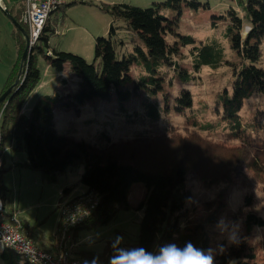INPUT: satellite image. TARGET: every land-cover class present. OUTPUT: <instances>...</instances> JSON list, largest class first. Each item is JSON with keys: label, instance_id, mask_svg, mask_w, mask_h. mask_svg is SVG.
I'll list each match as a JSON object with an SVG mask.
<instances>
[{"label": "trees", "instance_id": "obj_1", "mask_svg": "<svg viewBox=\"0 0 264 264\" xmlns=\"http://www.w3.org/2000/svg\"><path fill=\"white\" fill-rule=\"evenodd\" d=\"M228 1L236 7H230L212 19L214 24L228 22L226 37L230 39L241 63L232 65V88L222 91L216 98L218 109L214 110V114L219 119L215 122L203 124L197 114L187 116L186 130L193 132L184 136L178 127L169 124L159 126L162 110L150 103L146 110L152 121L151 126L157 130L164 128L162 134L141 136L129 141H117L105 135V141L90 144L77 142L57 131L54 108L62 103L60 95L40 96L30 115L23 113L28 99L42 80L37 65L39 55H44L56 72L63 73L65 65H69L70 70L81 78V90L73 96L76 104L83 105L92 100L107 101L114 93L123 111L134 92L127 88L133 84L130 75L133 67L140 70L134 90L145 91L150 96L164 90L166 75L172 68L179 72L181 80L191 77L174 62V57L181 53L175 45L168 43V36L181 40L183 47L191 48L195 72L206 67L218 70L226 63L224 51L219 45H199L192 36L179 33L177 19L171 20L161 13L162 7L176 11L180 16L183 7L209 11V2L166 0L148 9L113 5L106 10L115 20L124 22L127 29L112 28L107 37H99L93 63L74 53L50 52V37L56 33L50 18L25 65L20 86L0 106V150L4 151L5 141L10 138L12 151L26 154L22 167L41 172L51 184L57 182L59 175L82 164L84 174L81 184L87 193L101 198L99 208L85 223L89 225L87 228L107 225L119 210L131 209L127 203L128 195L134 185L142 184L147 194L137 208L143 212V218L135 248L156 252L164 244L183 246L191 241L206 250L207 232L204 225L188 219L190 195L180 182V175L192 169L206 183H226L233 169L243 162L255 175L264 177V0ZM24 9L23 3L14 17L21 25ZM247 27L250 30L245 34ZM124 34L135 38L132 50L126 53ZM14 38L19 59L0 97L15 84L26 48L25 37L20 31L17 30ZM255 96L263 99L249 116L243 110ZM175 104V109L181 113L193 110L194 100L190 90L183 89ZM216 136L235 141L239 147L230 149L215 141ZM218 165L222 169L221 174L211 178L205 176ZM0 189L3 191L1 182ZM252 206V198H248L247 207L250 209ZM238 219L243 221L246 239L242 238L238 246H229L226 252L218 254L216 264H259V248L252 242L251 236L256 229L264 230V218L249 211L240 214ZM112 254L109 245L99 258L109 263ZM0 260L3 264H30L8 249L0 251Z\"/></svg>", "mask_w": 264, "mask_h": 264}, {"label": "rangeland", "instance_id": "obj_2", "mask_svg": "<svg viewBox=\"0 0 264 264\" xmlns=\"http://www.w3.org/2000/svg\"><path fill=\"white\" fill-rule=\"evenodd\" d=\"M166 0H67L59 11L51 17V24L55 26L56 33L50 37V50L74 53L83 57L88 63H93L96 57V41L99 37H107L110 29L126 28L124 22L115 20L106 10L113 5H128L131 7L148 9L165 3ZM210 4L211 10L199 11L183 7L180 16L174 10L162 7L161 13L171 20H178V31L182 35L192 36L200 44L219 45L224 51L225 61L223 67L218 70L204 68L195 72L190 47H183L181 40L168 36L167 41L180 50V55L174 57L182 71L191 77L180 78L179 72L173 68L166 75L167 83L162 92L150 96L145 91H135L134 82L138 79L140 70L133 67L130 75L133 84L127 88L133 92L130 102L125 104V111L120 108L114 93L107 101L92 100L83 105L76 104L73 96L81 90L79 76L69 70L58 73L51 68L44 55L38 57V68L41 71L42 80L34 93L28 99L25 115L29 116L30 107L34 106L36 99L45 95H60L62 107H73L67 113L61 112L56 118L57 131L65 134L77 142L100 144L105 141V135L111 136L117 141H129L141 136L155 137L162 134L165 129L152 128V121L147 115V105L153 103L162 110V119L159 126L167 124L181 129L182 135L191 134L192 130H186V117L197 114L200 121L205 123L215 122L219 119L215 114L216 98L219 93L232 88V65H240L241 59L233 50L230 39L226 37L228 22H216L212 17L226 12L236 5L228 0H198ZM24 0H2L0 6V92L6 86L9 75L19 59V50L15 41L17 32L13 18L18 14V9ZM10 11V15L2 9V6ZM213 25H216L214 27ZM123 29V28H122ZM246 34V30H245ZM127 47L124 53L132 50L133 37L122 35ZM264 50V44L262 46ZM46 51H48L46 49ZM58 74L62 75L59 76ZM70 87L65 88V81ZM71 89L73 92H71ZM183 89H188L193 95V110L180 112L175 109V100ZM70 91V92H69ZM262 97L255 96L243 110L244 113L253 114L255 105L259 104ZM66 110V109H65ZM164 110V111H163ZM243 113V114H244ZM154 125V124H153ZM215 141L226 147L238 148L239 143L227 141L219 136ZM5 151L0 153L2 161L0 182L5 192V200L8 206H13L20 214V219L25 225V230L39 231L50 235L56 229L55 220L60 211L62 186L70 182L73 190L84 188L81 184L84 166L82 164L67 170L58 176L55 184L48 183L41 172L22 167L26 161L24 152H13L10 138L5 141ZM3 152V153H2ZM83 171V173H82ZM222 169L213 167L206 173L211 178L221 174ZM226 183H206L202 177L191 169L180 175V182L185 185L190 195L187 203L189 208L188 219L204 225L207 232L206 249L215 247L217 243H226L216 228L218 221L223 217L230 221H243L238 219L242 213L253 211L264 218V177L255 175L247 164L240 163L233 169ZM137 185V184H136ZM137 187H145L138 184L128 195L129 210H119L116 217L107 225H95L80 230L79 237L93 238L92 247L101 252L111 245L116 236L123 237L122 247L135 248L140 235V224L143 212L137 208L146 197V190ZM248 198H252V207H247ZM244 227L242 238L245 237ZM35 243H39L36 236ZM251 240L259 248L257 261L264 264V230L256 229ZM218 256V255H217ZM216 256V258H217ZM24 260V259H23ZM85 260H89L88 258ZM91 261V260H89ZM25 262V260H24ZM100 264H109L99 259ZM103 262V263H101ZM0 264H3L0 260Z\"/></svg>", "mask_w": 264, "mask_h": 264}, {"label": "built area", "instance_id": "obj_3", "mask_svg": "<svg viewBox=\"0 0 264 264\" xmlns=\"http://www.w3.org/2000/svg\"><path fill=\"white\" fill-rule=\"evenodd\" d=\"M66 2L67 0H24L25 9L21 22L33 48L39 43L51 16L66 5ZM2 7L5 8L4 5ZM249 30L247 27L246 33ZM1 166L0 159V172ZM100 202L98 195L85 193L60 206V223L55 235L56 242L60 243V251L52 254L40 249L35 241L25 234V225L19 213L7 206L0 191V251H13L30 264H83L84 260L73 256L74 246L68 245V239L72 231L81 228L93 217Z\"/></svg>", "mask_w": 264, "mask_h": 264}, {"label": "clouds", "instance_id": "obj_4", "mask_svg": "<svg viewBox=\"0 0 264 264\" xmlns=\"http://www.w3.org/2000/svg\"><path fill=\"white\" fill-rule=\"evenodd\" d=\"M216 228L226 243H217L215 247L206 250L187 241L183 246L168 243L160 246L156 252H149L142 247H122L123 237L116 236L111 242L113 254L109 257V264H216L218 254H223L229 246H238L242 242L243 226L241 221H230L222 217ZM87 240L91 246L93 238L89 236ZM83 264L100 262L98 257H94L91 261L84 260Z\"/></svg>", "mask_w": 264, "mask_h": 264}, {"label": "crops", "instance_id": "obj_5", "mask_svg": "<svg viewBox=\"0 0 264 264\" xmlns=\"http://www.w3.org/2000/svg\"><path fill=\"white\" fill-rule=\"evenodd\" d=\"M50 52H51V50H50ZM67 70H69V65H65L64 72H66ZM58 75L59 76H62L60 74H58ZM64 84H65V88L70 87V83L67 80L64 82ZM79 85L81 86V82L79 83ZM71 92H73L72 89H71ZM27 104H28V102H27ZM27 104L25 105V107L23 109V113H25V110H27L26 109L27 108ZM32 108H33V106L30 107L29 111H31ZM72 109H73V107H66V106L65 107H62V103H60L57 106H55V108H54L55 121H56L57 115H60L61 112L64 111V113H67L68 110L70 111ZM24 163H22V165ZM82 173H83V171H82ZM136 186H138V184L137 185H134L132 187V189L136 188ZM137 188L140 189V190H146L145 187H137ZM132 189H131V191H132ZM65 190H67V191L65 192ZM0 191H1V189H0ZM1 193H2V196H3V199H4L5 203L8 206V203L5 200V195H4L5 192L4 191H1ZM85 193H87V189L85 187L84 188H81V189H75V190H73V188L71 187L70 182H67L66 184H64L62 186L61 202L59 204L58 209H60V206L64 202L72 201V200L76 199L77 197H79V196H81V195H83ZM127 200H128V198H127ZM10 209L14 210L15 207L13 206ZM55 223L57 225L56 226V229L50 235H46L45 233H42V232H39V231H32V232H30V230L28 231L27 229L25 230V234L28 237L32 238L33 240H34V238L36 236V238H37V240L39 242V243L36 242V244H37V246L40 249H42L44 251H47V252H50L52 254H57L60 251V243L59 242H56L55 235H56V233L58 231V228H59V223H60V217H59V215H58L57 219L55 220ZM87 226H89V225H87ZM87 226L85 225L84 227H81L79 229H76V230H74V231H72L70 233V236H69V239H68V245L69 246L70 245H73L74 246L73 256L76 259L85 260V259L88 258L89 260H92L94 257H98L99 258V256L101 255V252L96 251L92 246H90V244H89V242L87 240L88 237L87 238L86 237H82V238L79 237L80 232H81L80 230H82L84 228H87ZM101 263H103V262H101Z\"/></svg>", "mask_w": 264, "mask_h": 264}, {"label": "water", "instance_id": "obj_6", "mask_svg": "<svg viewBox=\"0 0 264 264\" xmlns=\"http://www.w3.org/2000/svg\"><path fill=\"white\" fill-rule=\"evenodd\" d=\"M2 0H0V4H1ZM1 6V5H0ZM2 9L6 12L7 15H10L9 11L6 9V8H3ZM12 22L14 23V26L16 27V29L18 31H20L24 37H25V40H26V48H25V51L23 53V56H22V61H21V68H20V72H19V75H18V78L15 82V84L9 88L1 97H0V106L7 100V98L20 86L21 84V80H22V77H23V72H24V69H25V65L27 64L28 62V59H29V56L31 55L32 51H33V47L31 46L30 44V40H29V36H28V33L27 31L25 30V28L20 24L18 23L15 18H13L12 16H10Z\"/></svg>", "mask_w": 264, "mask_h": 264}]
</instances>
